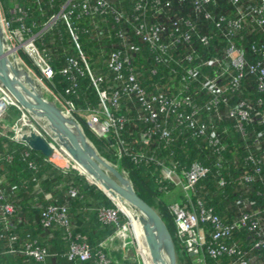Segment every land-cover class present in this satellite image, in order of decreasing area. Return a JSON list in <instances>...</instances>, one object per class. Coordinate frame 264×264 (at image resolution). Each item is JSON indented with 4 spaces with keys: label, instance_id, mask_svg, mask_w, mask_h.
I'll list each match as a JSON object with an SVG mask.
<instances>
[{
    "label": "built area",
    "instance_id": "1",
    "mask_svg": "<svg viewBox=\"0 0 264 264\" xmlns=\"http://www.w3.org/2000/svg\"><path fill=\"white\" fill-rule=\"evenodd\" d=\"M114 1L118 0H66L58 13L49 18L50 28L62 19L78 49L79 57L66 58V66L61 70L71 83L66 94L74 92L77 76H88L98 100L96 108L87 109L91 111L90 127L111 147L116 146L120 156L128 157L136 165L154 166L160 172L158 182L180 187L182 199L172 203L169 212L185 253L202 264L206 258H227V264H264V204L253 210V201L238 198L236 216L223 221L203 198L192 199L197 184L208 176L210 169L198 162L180 167L178 162H170L167 157L166 162L156 153L176 140H201L211 150L213 168L219 176L226 147L223 136L228 138L233 132L247 144V128L256 125L258 130L251 139L253 147L245 146L248 171L237 184L245 187L260 182L263 194L258 195L264 196V0H132L129 12L117 9ZM52 2L48 0V4ZM97 18L112 21L117 27L114 37L120 43V47L105 54L111 74L108 78L92 73L79 50L75 23L87 19L92 27ZM131 38L147 48L155 66L166 70L165 90L160 82H155L149 91L140 83L141 73L132 65L140 47ZM29 48L34 50L31 44ZM142 58L141 68L145 62ZM149 71L152 76L157 74L155 68ZM42 72L47 79L53 77L49 64H44ZM0 96L4 101L1 117L6 103H14L2 89ZM64 103L74 108L72 102ZM127 124L142 127L139 139L143 146L134 149L122 136ZM67 160L69 168H77ZM217 184L223 188L225 180L219 177ZM75 195L74 190L68 191L69 197ZM0 211V227L7 228L14 207L4 200L1 189ZM118 212L117 207L102 208L98 218L103 224L115 225V235L125 239L127 224H119ZM40 221L44 228L58 224L66 230V207L43 208ZM234 231L245 233L241 243L233 239ZM10 252L38 263L49 256L34 243H25L22 249ZM2 255L0 251V258ZM65 256L68 262L83 263L91 254L84 242L74 241ZM98 259L99 264L109 263L105 255L99 254Z\"/></svg>",
    "mask_w": 264,
    "mask_h": 264
},
{
    "label": "trees",
    "instance_id": "2",
    "mask_svg": "<svg viewBox=\"0 0 264 264\" xmlns=\"http://www.w3.org/2000/svg\"><path fill=\"white\" fill-rule=\"evenodd\" d=\"M65 1L53 0L52 4H48V0L25 1L29 8V22L34 23L35 33L52 15L58 13ZM131 3L132 0H118L114 1V6L117 9L124 8L129 12ZM220 6V11H222L224 9L222 8L224 6L222 1ZM184 11L189 12V10ZM95 21L96 24L92 27L87 19L77 20L75 23L79 30V50L84 55L92 73H100L108 78L111 74L105 61V54L112 48L120 47L119 41L114 37L117 27L112 25L110 19L97 18ZM131 40L140 47V52L135 54L132 60V65L137 67L141 73L138 77L140 83L148 91L154 88L155 82H160V86L164 89L168 82L166 70L163 67L155 66L144 45L136 39L131 38ZM35 45L40 52L45 53L47 62L53 70L50 87L54 93L63 101L72 102L77 109L96 108L98 106L97 94L88 76H77L74 92L70 94L65 92L71 83L66 79V76L62 75L61 70L66 66V58L69 56L78 58L79 56L78 49L72 43L62 19L58 20L48 31L41 32L35 41ZM219 48L221 49L222 46ZM142 57L145 58L143 68L139 62ZM27 62L31 65L29 60ZM79 62L83 67L84 64ZM152 68L157 69L155 76L150 75L149 69ZM5 116L8 122L13 124L18 118L19 112L12 107L8 109ZM223 124L220 125V133ZM228 125L230 126V124ZM141 128L140 125L134 128L132 124H127L122 132V136L134 149L143 146L139 139ZM256 130H258L256 125L247 128L249 139L247 144L250 147H253L251 139ZM85 135L99 150L102 148L100 142L92 134L85 132ZM100 140L104 146L112 148L106 139L101 137ZM223 140L226 144L223 154L224 166L219 171V176L213 168L211 150L201 140H176L169 148L157 150L156 153L166 162V157L171 160H169L170 162H178L180 167H187L193 162H198L209 168L210 173L197 184L192 199L203 198L206 204L213 208L216 216L227 221L236 216L238 212V207L235 204L238 198L253 201L250 209L256 210L263 207L264 196L258 195L263 190L260 182L245 187L237 184V180L242 174L248 171L244 160L247 144L233 132L228 135V138L224 135ZM170 153H172L171 156ZM103 157L108 159L105 155ZM0 160V189L4 191V200L14 207V212L8 216L10 225L7 228L0 227V251L3 252L0 264H99V254L105 255L102 243L106 237L114 234L116 226L101 223L98 213L102 208L116 209L114 203L98 187L89 184L85 176L73 169L64 170L56 167L41 153L29 149L22 142L13 140L11 133H4L1 129ZM115 160L114 158L113 161L115 162ZM118 163H120V168L128 173L135 193L149 206L157 210L170 233L175 254L178 256L179 251H181L188 258L189 255L182 251L181 246L178 245L172 215L161 204L162 207L157 209L154 203V198L170 192L173 185L167 182H158L160 172L154 166L136 165L126 156L122 157ZM117 170L122 172L118 168ZM219 177L225 180L223 188L217 184ZM70 189L76 192L74 197L68 196ZM49 205L66 207L68 219L66 230L58 224H53L49 228L42 226L40 215L42 209ZM118 216L119 224L126 222L120 211ZM1 217L3 214L0 211V219ZM244 237L245 233L233 232V239L240 243ZM74 241L84 242L88 246L91 254L88 261L83 263L67 261L65 254L68 252L70 243ZM25 243H34L44 248L49 256L43 262L38 263L20 253L10 252V249L14 251L22 249ZM227 263V258L219 261L205 259V264ZM107 264L116 263L109 261Z\"/></svg>",
    "mask_w": 264,
    "mask_h": 264
},
{
    "label": "water",
    "instance_id": "3",
    "mask_svg": "<svg viewBox=\"0 0 264 264\" xmlns=\"http://www.w3.org/2000/svg\"><path fill=\"white\" fill-rule=\"evenodd\" d=\"M9 54L0 26V86L5 94L15 106L49 123L53 141L71 162L83 170L76 168L79 174L87 177L89 184L98 187L111 201L114 202V197L118 196L134 208L149 264H176L172 238L157 211L135 193L123 172L98 155L73 119L34 91L30 79L24 76L22 81L16 77L17 69L9 62ZM15 138L29 149L41 153L52 164L58 163L54 147L30 124L24 131H18Z\"/></svg>",
    "mask_w": 264,
    "mask_h": 264
},
{
    "label": "rangeland",
    "instance_id": "4",
    "mask_svg": "<svg viewBox=\"0 0 264 264\" xmlns=\"http://www.w3.org/2000/svg\"><path fill=\"white\" fill-rule=\"evenodd\" d=\"M25 1L27 0H24V2H22V0H0V26L2 29L6 46L13 50V54L8 55V60L12 62L13 60L12 56H15V58L19 62L18 63L19 69L27 76L28 79L32 81L31 84L33 86V89L36 90L38 93H40L46 101L52 103L60 111L66 114L69 118L73 119L76 122V124L80 127L84 135L85 132L92 134L100 142V146L102 147L101 148L102 150L101 149L99 150L93 144V142L90 141L88 137H86V135L85 137L95 148L98 155L107 162H109L110 164L116 166V168L122 170L124 176L129 180L128 173L119 166L120 163H118V161H120L123 156H120V154L117 152L116 146H114V148L112 147L111 149L110 147L108 148L104 146L102 141L100 140L101 135H99L94 129L90 127L88 117L91 114V111L88 112L87 109H77L74 105H73L74 108H71L73 111H71V109L65 105L64 101L59 96H57L54 93V91L51 89L50 81L52 78L47 79L42 72L44 64H48L47 56L45 55V53L40 52V50H38V48L35 45V41L38 39L41 32L48 31V29L50 28L51 26L50 19L42 25L41 29L37 33H35L34 23L31 24L29 22V17H28L29 8L26 6ZM30 44L34 48V50L32 51L31 48H29ZM33 58L35 59V61ZM28 60L31 62V65L30 63L28 64L27 62ZM0 89H2L1 86ZM2 91L4 90L2 89ZM8 103H6V106L3 108L4 112L0 117V119H2V121L5 124V125L0 124L1 126L0 129L2 132L4 131V133L7 132L11 133L12 139L16 141L15 137L17 136V132L24 131L28 127V124H30L32 128L36 130L45 140H47V142H49L50 145L54 147V149L57 152L62 154L57 144L53 141V137H52L53 135L50 133V131H48L46 127V123L43 119L39 120L38 118L34 117L33 115H30L20 107ZM12 107H14L19 112V116L16 122L13 124L9 123L7 117L5 116L6 112H8V109ZM103 155H105V157H107L109 160L104 158ZM113 157L116 159L115 162L113 161L114 159ZM76 167L81 172H83V170L80 167L78 166ZM181 199H182V191L180 187L176 186V187H172L171 191L166 193L164 196H159L157 198H154V203L157 209H159L160 206L162 205L167 209L166 210L164 208L169 213L171 207L170 205ZM113 203L115 207H117V209L122 213V215L126 219L125 224H127V231H126L127 235L124 237L125 258L129 259L128 261L132 262V264L136 263L134 262L136 258L138 259V264H149V258L144 249L142 235L137 231L133 222L119 208V206L115 202ZM178 245L179 247L181 246L180 243ZM181 250L184 251L183 247H181ZM175 257H176V264H202L201 262L197 261L196 257L189 256L188 258H186L185 255L181 253V251H179L178 256L175 255Z\"/></svg>",
    "mask_w": 264,
    "mask_h": 264
},
{
    "label": "crops",
    "instance_id": "5",
    "mask_svg": "<svg viewBox=\"0 0 264 264\" xmlns=\"http://www.w3.org/2000/svg\"><path fill=\"white\" fill-rule=\"evenodd\" d=\"M0 124L3 125L4 122L1 120ZM55 155L58 162L54 164L56 167L64 170H67L66 168L73 169L68 167L70 165L69 161L62 154L57 152L55 153ZM73 170L76 171V169ZM85 178L87 180V177ZM102 248L104 249L105 256L109 261H114L116 264H132V262L128 261L129 259L125 258V239H122L120 236L115 235V233L105 238L104 242L102 243ZM134 262H136L134 264H138V259L136 258Z\"/></svg>",
    "mask_w": 264,
    "mask_h": 264
},
{
    "label": "bare ground",
    "instance_id": "6",
    "mask_svg": "<svg viewBox=\"0 0 264 264\" xmlns=\"http://www.w3.org/2000/svg\"><path fill=\"white\" fill-rule=\"evenodd\" d=\"M6 31V30H5ZM5 33V32H4ZM7 49H9L10 51V54H13V50L8 48L6 46ZM13 60L11 63V65H13L16 69H17V75L16 77L19 79V80H22L23 81V77L26 76L20 69H19V62L18 60L15 58V56H12ZM27 77V76H26ZM34 90V89H33ZM36 91V90H34ZM4 105V101L2 99H0V107H3ZM66 117H68L66 114H64ZM33 116L35 117V115L33 114ZM37 118V117H36ZM69 118V117H68ZM39 120L42 119V118H38ZM36 120V119H35ZM45 121V119H43ZM46 123V127L48 129V131H50L51 133V126L49 125V123L47 124V122L45 121ZM43 128V126H42ZM53 134V133H51ZM69 170V169H68ZM91 179V178H90ZM112 195V194H111ZM114 202L119 206V208L127 215V217L133 222L134 226L136 227L137 231L142 235V230H141V226L140 224L138 223V220H137V217H138V214H136V211L134 210V208H132L131 206H129L126 202H124L123 200H121L118 196H115L114 197ZM147 254V253H146Z\"/></svg>",
    "mask_w": 264,
    "mask_h": 264
}]
</instances>
